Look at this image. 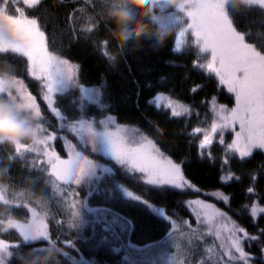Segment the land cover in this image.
Returning <instances> with one entry per match:
<instances>
[{"label":"snow or ice","instance_id":"snow-or-ice-1","mask_svg":"<svg viewBox=\"0 0 264 264\" xmlns=\"http://www.w3.org/2000/svg\"><path fill=\"white\" fill-rule=\"evenodd\" d=\"M41 3L42 0H0V58H6L7 55L26 58L25 73L38 82L37 95H40L41 102L45 105L42 109L37 102V95L29 91L23 79L14 75L15 79L11 83L15 85V98L22 108L37 118L39 124L30 143L22 142L12 146L10 163L20 158L30 171L36 170L52 178L53 187L56 184L74 186L70 189L71 200L68 201L69 214L73 217L69 227L73 231L68 235L58 231L60 240L53 238L49 232L48 204L34 207L20 192L13 193V199H9L5 186L0 185V204L22 206L31 214L23 221L12 216L0 219V235L15 230L19 237L15 242L0 238V264H15L18 258L23 259L21 253L24 251L44 255L46 264H51L57 256H71L72 264H83L84 257L78 241L84 238L85 228L92 229V247L100 251H119V246L126 242L125 237L130 234L134 225L128 217L110 208L103 205L92 206L90 200L93 197L103 201L115 199L132 203L165 222L168 226L166 241L181 224L192 230L191 223L183 218L178 219L175 210L169 213L165 204H157L150 198L152 193L160 197H166L168 193L183 195L189 190L201 193L202 190L185 175L183 165L188 161H175L161 150L159 142L150 137V134L139 127L119 123L117 117L110 114L106 86H85L77 79L81 65L49 50L44 26L28 11ZM242 5L244 8L240 9L236 0H184L178 7L166 9L163 16L149 18L159 27L178 28L172 49L175 53L182 52L185 35L190 33L198 55L203 54L199 58L205 61L194 62L193 66L214 75L218 85L234 95L235 106L232 108L218 105L215 96L202 101L206 106L210 105L214 119L208 128L194 127L189 133L190 136H202L197 145V156L201 161L206 158L214 159L210 152L214 142L224 147L225 158L221 161L222 174L219 177L222 184L240 179L228 168V153H232L241 162L251 158L257 150L264 153V46L249 41L250 30L238 29L234 13L230 11V6L245 14L258 10L259 16L253 22L258 21L264 25V0H242ZM94 27L96 25L89 26L88 31H92ZM257 31L264 36V29ZM4 32H7V38L4 37ZM102 43L106 46L108 41ZM156 45L162 44L157 41L152 47ZM102 54L110 61L115 60L107 52ZM128 70L131 71L130 66ZM141 71L147 76L151 68ZM133 82L138 89L135 93L138 104L141 85L135 78ZM144 85L152 87L147 80ZM4 86L5 81L0 79V96L5 94ZM200 88L202 85H197L190 91L196 93ZM57 95H66L69 105L74 107L80 106L81 97L86 98L85 105L89 101H103L100 106L105 111L102 118H97L88 116L80 108L79 118L70 120L64 107L58 104ZM164 101L166 103H162ZM146 103L158 110H170V118L181 117L190 111L188 106L160 92ZM45 112L56 121L55 125L48 122ZM99 128L103 131H99ZM65 130L77 137L85 148L90 146L92 153L110 157L114 162L113 167L123 179L115 174L101 178V166L83 151H77L78 145L62 135ZM155 131H161L158 125ZM228 132L233 138L226 142L225 134ZM57 140H63L67 159H62L57 153L54 147ZM25 154L32 156L26 158ZM261 168L264 169V164ZM103 171L111 172L112 169L104 166ZM251 179L255 181L257 176L253 175ZM131 185H136L140 190L137 192ZM84 186L87 191L81 196V188ZM246 191L251 195L254 188L249 187ZM42 195L48 199L47 193ZM63 195L67 196L68 193ZM203 195L213 197L230 207V194L213 190L205 191ZM177 203L190 210L196 221L206 225L208 232L220 241L217 245L219 253L216 264H264V228H260L258 223L259 218L264 216V207L258 203L242 206L245 210L250 207L249 218L256 228V232L252 233L215 203H208L200 198L178 200ZM53 221L58 229L63 227L61 219L53 217ZM38 241L46 243L37 246L35 242ZM254 245L259 250L258 253L251 251ZM55 264H60V261L56 260ZM167 264H176V261L170 258Z\"/></svg>","mask_w":264,"mask_h":264},{"label":"trees","instance_id":"trees-1","mask_svg":"<svg viewBox=\"0 0 264 264\" xmlns=\"http://www.w3.org/2000/svg\"><path fill=\"white\" fill-rule=\"evenodd\" d=\"M105 5V0H42V3L35 9H29L31 15H35L44 26L47 43L50 51H54L68 60L81 65L77 79L85 86H101L107 88L109 95L106 97L112 115H115L119 123L128 124L130 127H139L150 137H154L159 143L158 146L166 154L170 155L175 161L187 160L183 165L186 177L198 186L202 192L196 193L187 191L185 194L168 193L166 197H160L156 193L151 194L157 204H165L167 211L177 213V218L188 220L192 225V231L186 225L173 231L168 241V226L165 222L149 215L140 207L132 203L119 200L103 201L93 197L90 200L92 206L103 205L115 212L128 217L134 228L128 236L126 242L119 246V251L99 250L91 246L92 229L85 228L83 239L78 241L80 252L84 257L83 264H167L168 259L174 258L176 264H216L220 243L210 233H206L194 220L190 210L177 203L178 200H187L196 196H204L203 192L219 190L225 194H230V207L222 202H214L218 207L225 210L239 225L245 227L249 232L255 233L252 219L249 218L250 207L245 210L244 205L258 203L264 207V153L255 151L251 158L241 162L232 153L227 154L230 161L228 168L231 173L238 176L239 180H232L228 184H222L221 161L225 158V149L219 143L214 142L210 152L213 160L198 159L197 145L202 136H190L194 127L202 129L208 128L214 119L210 111V105H205L202 101L210 100L215 96L218 105L228 108L235 106L234 95L227 92L226 88L218 85L214 75H210L204 70L194 67V62L200 63L202 54L198 55V49L193 44H184L181 53L172 51L177 30L171 28V34L162 45H156L152 39L157 29L149 18H144L146 34L138 46H128L120 50L116 41L111 40L108 33L110 24L101 19L100 12ZM243 9L244 6H239ZM234 13L236 26L240 30L248 29L251 32L250 42H257L258 46H264V36L258 34V29H264V25L258 21L253 22L258 16V10L245 14L242 11L231 9ZM96 25L92 31H88L89 26ZM108 41L105 46L102 42ZM107 52L108 56L114 57L110 61L102 53ZM25 60L18 56L7 55L0 58V72H9L17 78L23 79L28 89L37 95V84L25 73ZM131 67V71L128 70ZM151 68V72L146 76L142 74V69ZM133 78L140 82V99L137 104L136 91L138 90L133 82ZM163 78V79H161ZM147 80L152 87L144 85ZM202 85L196 93L190 90L194 86ZM157 92L167 94L186 105L190 111L177 118H170V110L157 109L150 106L146 101ZM75 94V93H73ZM37 101L41 108L45 105L41 102L40 95ZM58 104L64 107L68 118L77 119L80 115V107L69 105L66 95L57 96ZM101 101L100 103H102ZM100 103L89 104L85 113L90 117L100 118L105 111ZM198 114V115H197ZM48 122L55 125L56 121L46 112ZM159 126L160 132L155 131ZM71 140V133L66 130L62 133ZM232 134H225V141H231ZM73 144L81 148L84 154L89 155L90 159L95 160L100 166L101 178L115 174L119 179H123L115 167L110 157L103 154L92 153L90 146L84 147L83 143L75 138ZM54 147L62 159H67V150L63 140L54 142ZM12 146L0 145V185L5 186L6 195L13 199V193H18L22 189L31 188L38 194L47 193L48 212H49V232L50 235L60 240L58 231L68 235L73 229L69 225L73 222V217L69 214L71 200L70 189L74 186L56 184L53 187L52 178L36 170L30 171L24 166L22 160L17 158L10 163ZM207 151V150H206ZM32 154H25L26 158H31ZM111 168V172L103 171V167ZM117 168L119 166H116ZM227 171V169H226ZM257 176L253 181L251 177ZM127 183V182H126ZM138 192L140 189L136 185H131ZM254 188L253 194H248L247 189ZM87 191V187L81 188V196ZM64 193H68L64 196ZM28 200L32 206H36L32 200ZM27 209L15 206H5L0 204V219H7L12 216L14 219L25 220L30 217ZM53 217L61 219L63 227L55 225ZM259 227L264 228V216L259 218ZM67 230V231H65ZM0 238L15 242L19 239L15 230L2 233ZM46 242H35L37 246H43ZM62 243V240H61ZM59 246V244L57 245ZM70 251V250H69ZM251 251L257 252L255 245ZM24 261L35 259L36 264H46L45 256L32 254L28 251L22 252ZM59 260L60 264H71L72 257L53 258L51 264ZM18 264V261H15ZM259 264V262H257Z\"/></svg>","mask_w":264,"mask_h":264},{"label":"clouds","instance_id":"clouds-1","mask_svg":"<svg viewBox=\"0 0 264 264\" xmlns=\"http://www.w3.org/2000/svg\"><path fill=\"white\" fill-rule=\"evenodd\" d=\"M184 0H105L100 12L101 19L110 24L109 37L116 41L120 50L130 45L138 46L146 34L144 18L163 16L166 9L178 7ZM237 6L242 0H236ZM171 28L157 27L152 39L159 43L171 34ZM7 38V32H4ZM0 79L5 81L4 95L0 96V145L13 146L17 143L31 141L38 127L37 118L20 106L15 98V85L11 83L15 76L9 72H0ZM25 199L32 200L35 205L44 207L47 200L42 194L31 188L20 191ZM25 254L21 253L23 257ZM18 264H36L35 259L24 261L18 258Z\"/></svg>","mask_w":264,"mask_h":264},{"label":"rangeland","instance_id":"rangeland-1","mask_svg":"<svg viewBox=\"0 0 264 264\" xmlns=\"http://www.w3.org/2000/svg\"><path fill=\"white\" fill-rule=\"evenodd\" d=\"M176 28V27H175ZM176 30H177V35H178V28H176ZM192 37H191V34L190 33H187L186 35H185V38H184V44H192ZM203 55V54H202ZM62 58H65V57H63L62 56ZM67 59V58H66ZM70 61V60H69ZM70 62H72V61H70ZM205 61L202 59L201 61H200V63H204ZM72 63H74V62H72ZM88 87H93V86H88ZM30 91V90H29ZM164 94V93H163ZM166 96H168L167 94H165ZM58 96V95H57ZM170 99H173V100H175V101H177L178 103H182V104H184L185 106H188V105H186L185 103H183V102H181V101H179V100H177V99H175V98H172V97H170V96H168ZM86 98L85 97H81V104H80V108H87L88 106H89V104L91 103V104H93V103H100V102H92V101H89L86 105L84 104V100H85ZM38 102V101H37ZM162 103H166V101H164V102H162ZM100 118H102V116H100ZM99 131H103V129L102 128H99L98 129ZM71 140L69 139V138H67V139H69L72 143H73V141H74V139L75 138H77V137H74L72 134H71ZM26 143H30V141H26ZM81 150V148H77V151H80ZM90 158V157H89ZM87 179V178H86ZM196 198H200V199H204L206 202H208V203H215L214 202V199H213V197H210V196H206V197H204V196H196V197H194V198H191V199H196ZM216 204V203H215ZM217 205V204H216ZM218 207V206H217ZM220 208V207H219ZM223 210V209H222ZM223 211H225V210H223ZM193 217H194V215H193ZM194 220H195V222L197 223V226H198V228L200 227L203 231H205L206 233H209L208 232V228H207V226L206 225H203V224H199L197 221H196V219H195V217H194ZM223 223V222H222ZM182 226H184L183 224H181V225H179L178 226V228H181ZM229 226H231L230 224H229ZM177 228V229H178ZM213 231H214V229H213ZM211 234V233H210ZM211 235H213V234H211ZM224 235H226V232L224 233ZM214 236V235H213ZM215 237V236H214ZM71 264H72V261L70 262Z\"/></svg>","mask_w":264,"mask_h":264}]
</instances>
